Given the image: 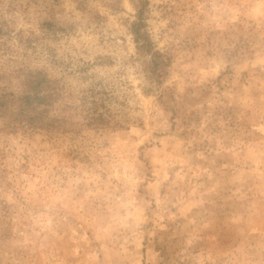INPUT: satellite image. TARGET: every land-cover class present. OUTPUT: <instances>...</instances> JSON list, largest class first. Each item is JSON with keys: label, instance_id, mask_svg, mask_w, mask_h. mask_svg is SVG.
Segmentation results:
<instances>
[{"label": "rangeland", "instance_id": "1", "mask_svg": "<svg viewBox=\"0 0 264 264\" xmlns=\"http://www.w3.org/2000/svg\"><path fill=\"white\" fill-rule=\"evenodd\" d=\"M140 1L0 0V264H264V0Z\"/></svg>", "mask_w": 264, "mask_h": 264}, {"label": "trees", "instance_id": "2", "mask_svg": "<svg viewBox=\"0 0 264 264\" xmlns=\"http://www.w3.org/2000/svg\"><path fill=\"white\" fill-rule=\"evenodd\" d=\"M146 3L144 0L139 2L137 10L138 21L133 25V35L138 45L140 54L151 52L148 41V34L142 31L143 19ZM0 31L2 29L0 28ZM156 52L145 66L159 64L161 57ZM155 66V68H156ZM155 71V70H154ZM22 90L7 91L0 93V120L4 121V128L1 132H9L12 126L30 130H57L61 131L63 122L60 119H49L47 110L38 107L45 106L53 97L50 92L51 82L40 72L30 73L23 84ZM62 123V124H61ZM65 129V128H64Z\"/></svg>", "mask_w": 264, "mask_h": 264}]
</instances>
